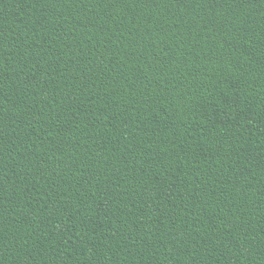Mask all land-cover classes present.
Wrapping results in <instances>:
<instances>
[{"label":"trees","instance_id":"16d2710c","mask_svg":"<svg viewBox=\"0 0 264 264\" xmlns=\"http://www.w3.org/2000/svg\"><path fill=\"white\" fill-rule=\"evenodd\" d=\"M0 264H264V0H0Z\"/></svg>","mask_w":264,"mask_h":264}]
</instances>
